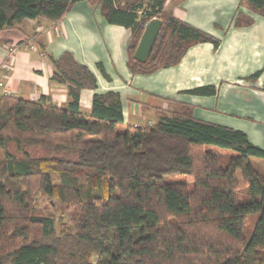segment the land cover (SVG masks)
<instances>
[{"label":"trees","instance_id":"obj_1","mask_svg":"<svg viewBox=\"0 0 264 264\" xmlns=\"http://www.w3.org/2000/svg\"><path fill=\"white\" fill-rule=\"evenodd\" d=\"M81 1L0 0V30L57 22ZM167 1L102 0L107 22L131 30L132 74L173 67L194 45L220 44L174 16ZM239 4L264 17V0ZM235 18V26L252 21ZM153 19L160 31L140 63L133 55ZM52 63V80L68 89L66 106L44 96L0 98V264H264V171L253 160L264 162V150L242 132L186 115L124 126L113 92L95 94L82 112L80 91L96 88L95 77L70 53ZM193 92L214 95L215 88ZM10 144L23 159L8 152ZM35 147L52 156L30 158L25 149ZM208 147L231 153L225 166ZM238 174L247 191L241 200ZM172 176L188 177L192 188ZM38 192L71 214L73 228L59 235L52 217L35 213ZM253 215L247 238L243 226Z\"/></svg>","mask_w":264,"mask_h":264},{"label":"crops","instance_id":"obj_2","mask_svg":"<svg viewBox=\"0 0 264 264\" xmlns=\"http://www.w3.org/2000/svg\"><path fill=\"white\" fill-rule=\"evenodd\" d=\"M118 1L125 0H114V5ZM240 1L175 0L170 5L168 0L166 7L174 16L220 44L194 45L179 64L149 75L132 74L127 68L131 30L107 22L102 0L77 2L57 22L26 20L0 30V66L7 48L20 45L11 72H0V98L5 92L26 100L44 96L58 107L66 106L68 89L52 80V61L70 53L96 80V88L80 91L82 112H90L95 94L113 92L119 97L124 126L186 115L242 132L264 150V17L240 6ZM237 12L251 23L235 26ZM206 87H214L215 94L193 92Z\"/></svg>","mask_w":264,"mask_h":264},{"label":"rangeland","instance_id":"obj_3","mask_svg":"<svg viewBox=\"0 0 264 264\" xmlns=\"http://www.w3.org/2000/svg\"><path fill=\"white\" fill-rule=\"evenodd\" d=\"M175 0H172L170 5L175 4ZM8 152L16 159H23L24 156L21 153H18L14 147L13 144H10L8 146ZM208 149L214 150L216 155L219 157L220 166H225L227 162L228 156H230L231 153L226 151H220L213 147H208ZM28 152V155L30 158H41V157H49L52 156V154L49 151L44 150L43 148H27L25 149ZM4 160V153L3 150H0V162ZM254 160V165L256 166L257 170L260 172L264 171V162L261 160ZM239 181V189L237 191L238 198H243L245 195H247L246 186L243 184V181L240 177V174L237 176ZM169 181L174 182H185L187 183L188 187L192 188V182L188 179V177L183 176H172L168 178ZM35 213L43 216H49L52 217L55 221V229L57 234H63L64 231H66L68 228H73V225L71 223V214L67 212L64 207H62L58 202L55 200H50L48 197H46L42 192H38L35 195ZM239 198V200H241ZM256 219V215L250 216L245 220V224L243 226L245 236L248 238L249 233L254 225Z\"/></svg>","mask_w":264,"mask_h":264},{"label":"water","instance_id":"obj_4","mask_svg":"<svg viewBox=\"0 0 264 264\" xmlns=\"http://www.w3.org/2000/svg\"><path fill=\"white\" fill-rule=\"evenodd\" d=\"M160 27L161 21L159 19H153L145 25L144 31L133 55L134 60L140 63L146 61L159 34Z\"/></svg>","mask_w":264,"mask_h":264},{"label":"built area","instance_id":"obj_5","mask_svg":"<svg viewBox=\"0 0 264 264\" xmlns=\"http://www.w3.org/2000/svg\"><path fill=\"white\" fill-rule=\"evenodd\" d=\"M40 29L42 27H39ZM20 49V45H12L7 48V54L3 61V63L0 66V72L5 73V75H8L11 70L13 69V64L15 61L16 54L18 50ZM32 49V47H30ZM5 95H9V93L5 92Z\"/></svg>","mask_w":264,"mask_h":264}]
</instances>
